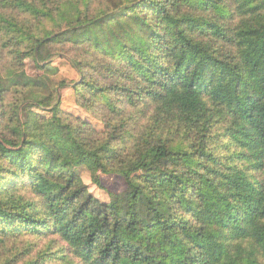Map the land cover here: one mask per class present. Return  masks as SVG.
Segmentation results:
<instances>
[{
  "label": "trees",
  "instance_id": "16d2710c",
  "mask_svg": "<svg viewBox=\"0 0 264 264\" xmlns=\"http://www.w3.org/2000/svg\"><path fill=\"white\" fill-rule=\"evenodd\" d=\"M0 101V264H264V0H0Z\"/></svg>",
  "mask_w": 264,
  "mask_h": 264
},
{
  "label": "rangeland",
  "instance_id": "374dc122",
  "mask_svg": "<svg viewBox=\"0 0 264 264\" xmlns=\"http://www.w3.org/2000/svg\"><path fill=\"white\" fill-rule=\"evenodd\" d=\"M103 3L105 2L103 1ZM95 6L98 14L104 12V5L98 8L97 4ZM50 32L51 30L46 24L38 26L35 30L36 36L39 39L44 38ZM26 71L33 78L48 76L56 82L67 81L70 87L62 90L61 109L66 113H72L74 116L82 118L85 122L90 123L98 132L107 130L109 115L102 111L103 107L101 103L98 102L95 104V110L94 108L88 109L83 107L78 103L73 84L80 81V74L67 59L56 58L43 69L38 68L33 59H28L26 62ZM2 113L3 103L0 101V120ZM96 161L94 156L84 154L76 164V167L85 183L89 184L90 191L103 201H109L110 193L124 191L126 183L123 178L117 175L102 174L97 167ZM97 177L102 184V188L95 182ZM262 239L264 248V234L262 235ZM261 260L264 263V256Z\"/></svg>",
  "mask_w": 264,
  "mask_h": 264
}]
</instances>
